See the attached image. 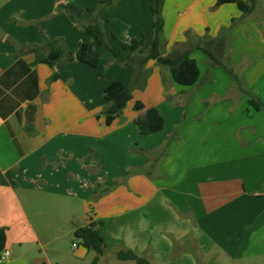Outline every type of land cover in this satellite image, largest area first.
Wrapping results in <instances>:
<instances>
[{"label": "crops", "instance_id": "obj_1", "mask_svg": "<svg viewBox=\"0 0 264 264\" xmlns=\"http://www.w3.org/2000/svg\"><path fill=\"white\" fill-rule=\"evenodd\" d=\"M100 1L0 0V228L11 253L0 264H53L50 236L63 220L73 234L96 223L106 250L157 259L172 253V240L228 256L264 255V0L248 15L235 3L164 0L162 53L189 51L200 69L189 87L155 59L145 83L134 85L136 67L114 62L87 30ZM234 19L218 50L212 41ZM101 21L124 42L144 34L142 51L152 43L151 0H116ZM83 42L102 53L96 67L65 62ZM42 44L61 45L58 59L42 62L47 48L28 50ZM117 80L132 86L133 98L107 125L105 89ZM137 101L160 112L161 131L140 134ZM96 186L101 195L87 211Z\"/></svg>", "mask_w": 264, "mask_h": 264}, {"label": "trees", "instance_id": "obj_2", "mask_svg": "<svg viewBox=\"0 0 264 264\" xmlns=\"http://www.w3.org/2000/svg\"><path fill=\"white\" fill-rule=\"evenodd\" d=\"M116 0H102L97 6L96 14L87 23V30L96 37L98 43L103 48V51L111 53L112 60L122 65H134L137 69L134 85L143 80L145 83L148 77L149 71L145 69L149 60L155 59L160 65L167 67L173 80L182 86H193L199 79L200 69L195 59L190 57L189 51H184L175 55H163L162 53V32L164 28V19L162 16V8L164 0H151V10L154 14L153 21V39L150 47L146 51H142L141 48L145 43V35L141 38H133L129 42L119 40L114 33H108L104 30L101 14L102 12L112 6ZM258 0H249V2L243 0H217V6L226 3H235L243 15L252 13L256 7ZM239 20H233L229 29L222 32L218 39L212 41V44L218 49H224L227 41L232 33L233 28L239 23ZM116 40L119 46L113 43ZM212 60V64L215 66H223L224 69L232 76L234 82L239 84L238 77L233 73L231 68L221 60L207 47L199 46ZM47 48L49 53L45 59H39V61L49 63V60H56L60 56L61 45L42 44L33 45L29 47V51L38 53L41 49ZM124 51L130 53L124 54ZM135 52V53H131ZM102 57V53H90L89 45L83 42L79 45L76 53L67 51L66 61L70 62L78 60L91 67H96ZM139 77H142L140 79ZM57 74H54L52 79H56ZM143 86V85H142ZM132 86H127L122 81L117 80L110 83L105 89L104 94V107L102 115L105 117L107 125H111L115 119L120 116L122 110L126 104L132 100ZM250 104L254 105L256 109L260 108L255 100H251ZM135 109L137 111H144V113L135 119L141 135H150L161 131L164 128V118L156 108H146L145 105L137 101L135 103ZM75 238L81 245L88 250H93L96 253L92 264H98L99 257L104 254L106 250V243L104 238L99 234L96 229V223L91 222L87 226L78 227L74 232ZM6 229L0 228V253L4 251L6 247ZM117 257L120 260H131L137 264H152L149 260L140 256L132 250L121 249L117 252Z\"/></svg>", "mask_w": 264, "mask_h": 264}, {"label": "rangeland", "instance_id": "obj_3", "mask_svg": "<svg viewBox=\"0 0 264 264\" xmlns=\"http://www.w3.org/2000/svg\"><path fill=\"white\" fill-rule=\"evenodd\" d=\"M97 187V186H96ZM100 188L97 187L96 191H92L91 196L86 198L87 211L94 210V203L98 200L100 193ZM81 201V202H80ZM81 205L83 204V199L79 200ZM79 218L84 217V211L80 208ZM47 220V219H45ZM57 233L51 235L50 249L48 251L49 256L53 264H92L96 253L93 250H88L86 247L80 244V242L75 238L73 232V225L67 221H57L56 222ZM190 241L189 244H185L182 247L180 241L172 240L175 244L170 255H163L160 259L154 257L152 253L139 254L152 264H190L187 254L192 258V264H264V255H257L253 257L242 258L236 255L228 256L219 248H199L196 247L194 240ZM187 243V242H186ZM74 244L79 245L77 249ZM90 253L86 256L84 253ZM8 260L4 259L6 262ZM180 260H182L181 263ZM98 264H137L131 260H120L117 257V251L114 249L105 250L104 254L99 257Z\"/></svg>", "mask_w": 264, "mask_h": 264}, {"label": "built area", "instance_id": "obj_4", "mask_svg": "<svg viewBox=\"0 0 264 264\" xmlns=\"http://www.w3.org/2000/svg\"><path fill=\"white\" fill-rule=\"evenodd\" d=\"M74 246H77L76 244H74ZM11 255L9 250H4L0 253V262L3 261L4 259L9 258Z\"/></svg>", "mask_w": 264, "mask_h": 264}, {"label": "water", "instance_id": "obj_5", "mask_svg": "<svg viewBox=\"0 0 264 264\" xmlns=\"http://www.w3.org/2000/svg\"><path fill=\"white\" fill-rule=\"evenodd\" d=\"M34 108H35V106H34V105H32V104H31V105H29V107H28V109H34ZM32 118H33V117H31V119H32ZM31 119H30V120H31ZM28 123H30V121H28Z\"/></svg>", "mask_w": 264, "mask_h": 264}]
</instances>
